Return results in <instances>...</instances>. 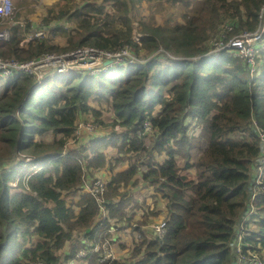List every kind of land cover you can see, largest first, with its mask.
I'll use <instances>...</instances> for the list:
<instances>
[{
    "label": "trees",
    "instance_id": "trees-1",
    "mask_svg": "<svg viewBox=\"0 0 264 264\" xmlns=\"http://www.w3.org/2000/svg\"><path fill=\"white\" fill-rule=\"evenodd\" d=\"M162 1L66 2L61 9L48 8L39 25L12 26L10 39L0 41V56L18 60L83 45L111 51L128 45L134 56L97 74L75 70L69 78L51 75L39 83L26 74L0 80V159L21 152L32 157L30 166L39 165L27 180L19 179L14 193L9 182L24 159L16 158L11 170L0 169V264H67L81 247L86 255L76 264H126L112 256L99 259L102 244L114 241L108 239L110 218L113 225H127L131 210L142 207L129 189L137 175L164 201L165 232L160 238L153 234L150 216L143 213L128 264H230L238 258L239 240L242 253L251 258L250 249L264 259V167L255 189L261 144L249 127L254 118L264 128V74L251 76L244 61L226 52L209 54L207 46L224 25L231 27L226 39L255 32L264 0H166L186 7L184 21L140 18L135 41L130 14L142 3ZM68 20L78 33L62 28ZM38 28L64 32L66 46L49 44L45 36L21 44ZM90 99L110 106L111 125L120 131L99 138H91L94 131L86 138L76 135L81 114L103 123ZM145 121L151 127L147 145L138 135ZM46 132L53 134L52 143L36 139ZM75 137L86 142L67 146ZM202 141L203 151L192 159ZM107 145L120 155L108 158L100 150ZM134 155L126 167H117ZM101 169L111 172L100 199L104 217L96 198L81 191L84 180ZM96 245L100 250L92 249Z\"/></svg>",
    "mask_w": 264,
    "mask_h": 264
},
{
    "label": "built area",
    "instance_id": "built-area-1",
    "mask_svg": "<svg viewBox=\"0 0 264 264\" xmlns=\"http://www.w3.org/2000/svg\"><path fill=\"white\" fill-rule=\"evenodd\" d=\"M17 11L18 8L13 3V0H0V41H8L10 39V28L12 26H22L24 24L22 20H18ZM259 17L263 20V22L255 32L244 31L227 39L225 37V33L230 30L231 27L224 25L223 30L219 31L215 39L208 40V53L213 55H218L221 52L229 53L232 56L241 59L248 65L251 76H253L255 73L261 74V68H257L256 58L258 56V52H264V6L260 8ZM40 30L41 31H35L33 36L28 35L29 38H25L21 44L30 40L34 36H44L46 30ZM133 37L135 41L138 42L139 38L135 37V33H133ZM125 56L129 57V59H127L128 62H132L134 59V56L131 54L130 47L128 45L123 46L117 51L104 50L88 45L78 46L58 54L54 53V51L45 52L37 57L27 60H18L13 57L5 58L0 56V77H11L17 74H26L35 77L36 83H39L42 77H44L47 73H55L57 71L63 72L74 68L89 69L91 66H98V69L102 71L107 65H118L121 62H127H123ZM94 125L95 124L90 122H77L76 135H79L78 133L82 132L83 130H95L96 125ZM144 126V132H139L138 135L142 136L145 141L146 138L149 139L151 127L148 121H145ZM249 127L256 132L261 144V150L259 152L258 173L254 182V188L257 189L262 185L261 174L264 167V128L260 127L254 118H252L249 122ZM192 134L197 135L198 130H194ZM25 157L26 156H22L24 160ZM16 158L17 154L15 153L10 158L0 159V169L11 170L16 163ZM19 158L20 157L17 159ZM32 160L33 159L31 157L30 161L27 163L29 164L32 162ZM25 162L26 161H24V163ZM30 171H33V168L30 169ZM190 172L192 173V169H190ZM29 174L30 173H22L21 176H23V181H25V177H28ZM110 175L111 172H109L107 169H101V171H98V174H96L94 177L84 180L83 185L81 186V191L89 192L100 203V198L105 192L106 184ZM14 186H16V184ZM262 189H264V185H262ZM99 206L102 212H104L103 207L100 204ZM162 209L165 213L166 208L163 207ZM251 212L252 208L249 210V213ZM248 214H246L245 218H243V223L248 221ZM245 219L247 220L245 221ZM148 227L153 234L160 238L165 232V221L163 218L158 221L152 220L148 224ZM241 232H243L242 228ZM83 243H85V241ZM106 249L107 248L105 245H103L102 257L99 260H105L110 256ZM93 250H99V247L95 246ZM248 251L253 254L251 258L242 253L241 241L239 240L237 242L238 258L236 260L234 259L236 264H264V259L258 257V255L250 251V249H248ZM85 254L86 252L84 249L79 250L75 258L71 259L67 264H76V260L84 257Z\"/></svg>",
    "mask_w": 264,
    "mask_h": 264
},
{
    "label": "rangeland",
    "instance_id": "rangeland-1",
    "mask_svg": "<svg viewBox=\"0 0 264 264\" xmlns=\"http://www.w3.org/2000/svg\"><path fill=\"white\" fill-rule=\"evenodd\" d=\"M91 0H13V3L15 4V6L18 8L17 11V18L18 20H22L23 22H31L32 24H37L39 25V23L41 22V18L47 13V9L48 8H53L54 10H57L58 8H60L61 6H63L66 2H72V3H76L77 5H79L82 2H90ZM97 3H101L102 0H94ZM172 7V8H171ZM105 9L110 10V6L109 4L105 5ZM186 9V7H184L183 5H179V4H175V5H171L168 1L163 0L162 2H154V3H142L138 8L137 11H135V13H131V17H132V32H131V36H133V33H135V37L139 36L138 33V29H139V19L140 18H146V19H153V21H155L156 23H163L164 20H166L169 16L172 17V20L174 21H179V22H183L184 18L182 13L184 12V10ZM88 17V16H86ZM90 18H92V16H89ZM63 25L62 28H64V30L67 32V28L70 30H75L77 28V25L75 24V22L69 21L68 22H63L61 23ZM40 29L42 28H38L37 31H41ZM79 28L76 29V33H78ZM73 34V33H72ZM33 36V35H32ZM42 36V35H41ZM44 38L45 40L49 43V44H53L55 46H58L60 48H63L66 46V40L64 37V32H61L59 30H55V31H46L44 33ZM29 38L28 36L26 37V39ZM133 39V38H132ZM85 46V45H83ZM65 50H55L54 53L58 54V53H62ZM143 55V53H142ZM264 53L261 54V52H258V61H257V68H261L260 73L264 74V57H263ZM161 60L162 63H164L165 61L163 59H158ZM128 62V61H127ZM127 62L125 63H120V64H127ZM115 67L116 65H107L102 71L106 70L109 67ZM79 71V72H85V74H97L100 71V69H98V66H91L89 69L87 68H74V69H70L67 71H57V72H52V73H47L44 77L46 76H51V77H63V78H69L74 71ZM49 74V75H48ZM9 77H0V80H6ZM90 105L94 106L97 110H99V112L101 113L100 117L103 123H98L95 121L94 116L90 115V114H81L80 117L78 118L77 122H83V123H94V121L96 122V129L93 130L94 132L91 135L92 137H102L106 134H110V132L112 130H116V131H120V127L119 126H115L112 127L111 122L113 119V113L112 110L110 108V106L108 104H106L104 101L99 102L98 100L95 101V99H90ZM94 120V121H93ZM92 123V124H93ZM95 126V125H94ZM191 129V126L189 125V129L188 131ZM92 130H83L82 132L78 133L79 136L83 135L84 138H86V135H88L87 133L91 132ZM193 137V135H191ZM37 140H41V142L47 144V143H52L54 136L53 134H51V132H46L42 135H38L36 137ZM149 139L146 138L145 140V144H148ZM86 142V139H80L78 137H75L74 139H72L71 141L67 142V146H78L80 145V143H84ZM205 146V143L202 141L200 143V147L198 148H193L191 155H192V159H195L198 157V155H200V153L203 151V148ZM100 150H103L104 154H106L109 157H116L117 155H120V153L118 152V149L116 148V146H103L100 148ZM17 154V158L22 156H26L25 163H23V165H21L20 167L17 168V173H16V177L13 181L9 182L10 187V192L14 193L17 189V184L20 182V178L23 181V176L22 173H31V172H35L36 170H38L39 165H31L28 164L27 162L30 161L31 157L28 154H24L21 152H16ZM138 155V154H137ZM137 155H134L131 159L126 156L123 160H121L122 162L118 164L117 167L120 168H124L126 167V164L130 161H132L135 157H137ZM138 158L141 160H144L145 157L138 155ZM24 159V158H23ZM157 159V157H156ZM165 161H163L161 163V167L165 166ZM33 168V171H30V169ZM144 167H140V169H143ZM87 171V170H85ZM88 172V171H87ZM96 174H98V172L94 171L92 173V177H94ZM193 174V172H192ZM90 177V178H92ZM27 177H25L26 180ZM261 181H263L261 179ZM16 184V186H14ZM130 189V193L131 195L136 198L140 203H142V207L139 206V208L134 209V211L131 210V212H134L132 215V219L130 221H128L127 225L125 223L123 224H118V225H113L114 223V219L110 218V228L108 229V234H109V238L108 239H113L114 241L110 244H105V247L107 248L106 251L107 253L111 254L112 256H114V258H120V259H124L126 261V264L130 263L127 258L130 256V252L134 246V244L136 243L135 239H137L138 237H134L135 231L133 230L134 227L136 226V221L140 220V218L142 217L143 213H148L149 214V220H148V224L150 223V221L155 220H161L164 217V210L162 209L165 204L164 201L160 199L159 194H157L155 192V187L148 183V182H143L142 180H140V177L137 175L136 179L133 180V184L129 186ZM264 190V189H263ZM71 199L73 198L70 197ZM76 200V198H74ZM70 204V203H69ZM77 209V208H76ZM130 209V208H129ZM157 209H161V213H159L157 216H152L151 212L156 211ZM131 214V213H130ZM104 215H106V212H102V217H104ZM108 216V213H107ZM247 219H245L246 221ZM147 224V225H148ZM146 225V227H147ZM145 227V228H146ZM148 228V227H147ZM77 237V236H76ZM33 241H35V239H33Z\"/></svg>",
    "mask_w": 264,
    "mask_h": 264
},
{
    "label": "clouds",
    "instance_id": "clouds-1",
    "mask_svg": "<svg viewBox=\"0 0 264 264\" xmlns=\"http://www.w3.org/2000/svg\"><path fill=\"white\" fill-rule=\"evenodd\" d=\"M198 130V133H199V129H197ZM101 199V198H100ZM98 202V201H97ZM100 202H101V200H100ZM99 203V202H98ZM100 205H101V203H99ZM104 209V208H103ZM105 211V210H104ZM106 212V211H105ZM102 213V212H101ZM105 216V215H104ZM99 219V218H98ZM134 230V229H133ZM135 231V230H134ZM134 237H138L139 238V233L137 232V231H135V234H134ZM138 238L137 239H135V241H137L138 240ZM114 239V238H113ZM83 242L85 241L84 239L82 240ZM83 244H86V242L85 243H83ZM103 245L104 244H102V246H101V249H102V252H103ZM97 246V245H96ZM99 247V246H98ZM94 248V247H93ZM92 248V249H93ZM81 249H84V247H81L79 250H81ZM85 250V249H84ZM99 250H100V247H99ZM96 251H98V250H96ZM79 252V251H78ZM85 252H86V250H85ZM102 252H101V254H100V257H102ZM86 255V254H85ZM112 255L110 254V256L109 257H111ZM112 257H114V256H112Z\"/></svg>",
    "mask_w": 264,
    "mask_h": 264
},
{
    "label": "bare ground",
    "instance_id": "bare-ground-1",
    "mask_svg": "<svg viewBox=\"0 0 264 264\" xmlns=\"http://www.w3.org/2000/svg\"><path fill=\"white\" fill-rule=\"evenodd\" d=\"M116 1V0H115ZM115 3V2H114ZM66 4V3H65ZM87 4V3H86ZM117 5V4H116ZM119 5H120V3H119ZM64 6V5H63ZM69 7V6H68ZM83 7V6H82ZM95 7V6H94ZM60 9H61V7H60ZM124 9H125V6H124ZM49 10H51V9H49ZM63 11V10H62ZM86 11V10H85ZM98 12H100V11H98ZM79 13V12H78ZM123 13H125V12H123ZM48 14V13H47ZM57 17V16H56ZM114 17V16H113ZM62 22V21H61ZM84 26V25H83ZM106 26V25H105ZM57 30H59V29H57ZM80 33V32H79ZM70 35V34H69ZM125 35V34H124ZM127 35V34H126ZM71 37V36H70ZM89 37V36H88ZM106 37H107V35H106ZM93 40V39H92ZM91 40V41H92ZM75 41V40H74ZM69 43V42H68ZM75 44V43H74ZM38 46V45H37ZM70 46V45H69ZM105 46V45H104ZM118 48V47H117ZM6 52V51H5ZM7 53V52H6ZM16 56V55H15ZM25 59V58H24Z\"/></svg>",
    "mask_w": 264,
    "mask_h": 264
},
{
    "label": "water",
    "instance_id": "water-1",
    "mask_svg": "<svg viewBox=\"0 0 264 264\" xmlns=\"http://www.w3.org/2000/svg\"><path fill=\"white\" fill-rule=\"evenodd\" d=\"M108 62V61H107ZM230 264H236V262L235 261H232Z\"/></svg>",
    "mask_w": 264,
    "mask_h": 264
}]
</instances>
